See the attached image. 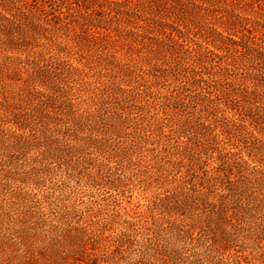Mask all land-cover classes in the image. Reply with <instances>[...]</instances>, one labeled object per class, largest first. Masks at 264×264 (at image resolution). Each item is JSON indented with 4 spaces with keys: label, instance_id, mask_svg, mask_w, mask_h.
<instances>
[{
    "label": "rangeland",
    "instance_id": "rangeland-1",
    "mask_svg": "<svg viewBox=\"0 0 264 264\" xmlns=\"http://www.w3.org/2000/svg\"><path fill=\"white\" fill-rule=\"evenodd\" d=\"M138 25L143 22L121 28L141 31ZM127 51L119 44L99 51L108 60L91 51L90 63L79 55L53 52L75 67L86 65L90 75L103 76L102 82L126 90L139 87L146 91L143 96L156 93L158 100L145 96L124 110L129 120L119 133H108L103 118L99 128L78 136L57 133L54 129L63 126L49 125L51 137L35 143L24 139L29 130L0 120V136L5 134L0 137V264H264V192L240 176L247 178L256 168L264 178V162L252 160L247 150L255 138L264 146V135L229 132L223 121L206 119L195 103L199 90L186 74L207 80L208 71L187 68L185 73L183 66L180 79L160 78L164 68L177 72L174 65L146 60L153 58L147 52L141 57ZM28 55L0 45L1 64L10 56ZM117 63L131 65L129 72L144 78L135 82L118 76ZM3 83L10 97L22 85L4 80L0 87ZM176 93L180 100L175 103L168 96ZM215 104L219 120L234 115L224 101ZM110 105L108 114L116 113L118 104ZM158 119L164 122L159 129L154 125ZM181 119L191 123L175 132ZM81 137L105 139L102 146L80 147ZM57 147L60 151L53 152ZM46 148L51 152L44 158ZM228 152L248 164L247 174L239 175L245 188L240 196L231 184H239L238 176L229 183L219 165Z\"/></svg>",
    "mask_w": 264,
    "mask_h": 264
},
{
    "label": "trees",
    "instance_id": "trees-1",
    "mask_svg": "<svg viewBox=\"0 0 264 264\" xmlns=\"http://www.w3.org/2000/svg\"><path fill=\"white\" fill-rule=\"evenodd\" d=\"M140 21L143 25L137 28L141 31L121 28H135ZM118 44L121 49L128 47L131 56L142 57L147 52L153 58L146 60H163L169 67L173 64L177 72L164 68L160 78L171 75L180 79L183 66L185 73L187 68H199L204 74L208 71L207 80L186 74L199 90L195 103L202 107L200 112H204L206 119L223 121L229 132L247 131L254 137L257 131L264 135V0H0V45L19 54H31L26 58L10 56L0 63L1 82H22L13 97L8 95L4 83L0 87V120L18 130H29L31 134L24 139L35 143L51 137L47 135L49 125L63 126L54 129L57 133L63 130L65 136H78L86 129L99 128L103 118L108 121V133H119L129 120L124 110L133 102L145 101V96L158 100L156 93L151 91L143 96L146 91L139 87L126 90L102 82L103 76L90 75L86 65L78 68L70 60H61L53 54L56 50L71 58L79 55L88 62L90 52L94 51L100 59L108 60L99 51L112 50ZM36 48L44 51H34ZM84 51L88 54H81ZM188 63L192 66H186ZM115 67L120 77L135 78V82L144 78L139 73L134 77L129 64L117 63ZM91 78L93 81L87 80ZM184 87L181 85L179 89ZM177 94H170L168 99L179 102ZM218 101H224L226 109L233 110L234 115L219 120L221 110L215 104ZM115 102L116 113L108 114L110 104ZM166 107L175 109L174 105ZM190 123L181 119L175 132ZM154 125L159 129L164 122L158 119ZM250 128L252 131L248 132ZM103 139L81 137L80 147L96 143L102 146ZM255 139V144L247 149L248 156L264 162V146ZM59 148L52 151L58 153ZM47 149L42 152L44 158L51 152ZM237 155L228 152L219 159L223 178L229 183L232 175L238 176L236 181L240 180L239 184L231 183L235 194L245 191L239 175L247 174L248 170L247 161L236 158ZM261 173L253 168L247 178L240 176L264 192ZM212 179L216 180L210 177L208 181Z\"/></svg>",
    "mask_w": 264,
    "mask_h": 264
}]
</instances>
